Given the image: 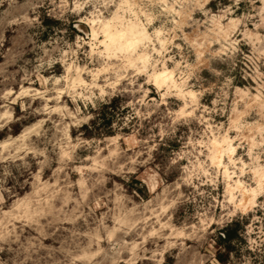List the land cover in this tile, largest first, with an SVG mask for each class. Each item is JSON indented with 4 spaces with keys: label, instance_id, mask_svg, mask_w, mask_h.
I'll list each match as a JSON object with an SVG mask.
<instances>
[{
    "label": "clouds",
    "instance_id": "obj_1",
    "mask_svg": "<svg viewBox=\"0 0 264 264\" xmlns=\"http://www.w3.org/2000/svg\"><path fill=\"white\" fill-rule=\"evenodd\" d=\"M0 264H264V0H0Z\"/></svg>",
    "mask_w": 264,
    "mask_h": 264
}]
</instances>
